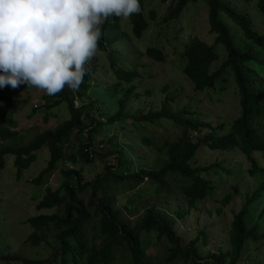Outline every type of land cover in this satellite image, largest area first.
I'll return each instance as SVG.
<instances>
[{"label": "trees", "instance_id": "1", "mask_svg": "<svg viewBox=\"0 0 264 264\" xmlns=\"http://www.w3.org/2000/svg\"><path fill=\"white\" fill-rule=\"evenodd\" d=\"M200 1L208 6L210 34L215 37V41L210 45L194 38L184 45L179 52L185 62L182 71L197 92H220V88L227 89L228 84L233 85L234 93L239 99L240 113L231 124L229 133L219 134V131L224 130L225 124L215 127L196 111L173 112L175 98L171 96L167 97L159 112L150 111L146 115L127 112L131 100L141 96L134 83L144 77L135 67L127 69L128 67L120 66L118 51L114 47L123 39L129 40L130 35L121 31L123 21L116 17L109 18L103 25V37L98 46V51L107 54L110 60L116 84H110L109 89H102L93 82L95 71H89L77 91L73 92L66 87L57 95L44 97V109L47 112L63 103L68 106L70 119L55 129L38 133L25 144V135L17 131L18 123L14 120V100L11 101L7 93L10 86L0 88V173L6 166L7 158L13 157L17 175L22 174L37 160V152L45 147L49 149L50 158L47 167L32 181L37 186L48 185L66 161L72 164H77L78 160L84 164L93 163L97 159L105 161V172L92 181L81 182L78 172L63 170V181L59 188H46V195L37 209L42 211L61 207V212L42 213L27 221L32 228L27 239L30 245L38 247L44 243L53 250L46 263L115 264L118 251L128 255L129 264H242L245 258L251 263L260 259L258 257L252 262L251 252L258 251V245L264 244V232H259L260 221L264 222V210L258 216H253L254 221L249 207L264 192V164L255 156L256 153H261L264 162V132H261L264 120V31L257 32L254 18L225 0H175L169 6L163 22L179 20L190 3ZM140 7L139 14L128 18L132 36L136 39H141L149 28V21L143 13V0H140ZM255 7L260 12L264 25V0L257 2ZM223 16L241 30V42L235 43ZM151 17H155L154 12ZM220 45L227 52V59L220 68L212 71V65L219 59ZM145 55L160 63L166 60L164 50L159 47H148ZM97 93L103 98L111 96L116 100L118 109L114 114L99 113L98 103L101 99L96 96ZM75 101H78V107L74 105ZM10 110L12 112L9 113ZM45 116L47 120L48 115ZM196 116L201 119H195ZM127 119L140 123L137 126V131L140 132L136 136H142L141 148L148 146L151 151L157 152V160L151 163L154 166H142L143 161L145 164L148 158L142 157L136 162V168L125 158L122 145L115 144L116 137L109 134L114 124ZM161 121L178 126V135L175 138L154 139L142 132L143 126ZM96 142H100L102 148L104 144L107 147L117 146L120 151L116 150V153L108 150L103 155L98 154L94 150ZM202 147L223 154L239 149L250 163L249 175L255 177L263 173L258 188L244 193L241 210L233 215L229 225L230 249L224 252L219 248L215 253L209 252L205 259L198 247L200 242H208L205 232L185 245L174 229L175 221L167 219L165 213L156 206L146 208L142 219L130 226L124 220L123 211L116 207L114 197L110 195L111 187L135 191L148 184L158 197L165 198L171 193L184 197L188 209L192 210L198 206V202L213 195L217 185L210 178H219L226 172L228 180H231L234 175V172L226 169L225 161L221 158L206 167L192 166L191 162L196 159ZM76 148L78 151L75 152ZM220 180L221 178L218 179ZM239 195V187L234 186L223 199L215 202L226 208ZM125 197L126 208L131 210L137 200ZM221 211L222 209L216 210L217 213ZM176 214L179 218L186 215L179 210ZM144 234L153 236L152 243L160 242L165 245L167 251L163 261L158 262L155 257L148 255ZM5 259L23 264H43L20 255L4 257ZM258 264L264 263L260 259Z\"/></svg>", "mask_w": 264, "mask_h": 264}, {"label": "rangeland", "instance_id": "2", "mask_svg": "<svg viewBox=\"0 0 264 264\" xmlns=\"http://www.w3.org/2000/svg\"><path fill=\"white\" fill-rule=\"evenodd\" d=\"M174 1L143 0V13L149 21V28L141 39H136L132 36L128 18H121L123 21L121 31L130 35V39H123L120 44L114 47L118 51L120 66L128 67L127 69L135 67L144 77L134 83L137 87V93L141 96L131 100L127 112L134 115H146L150 111L159 112L162 110L167 97L171 96L175 98L172 107L173 112L183 110L196 111L201 113L215 127L225 124L224 130L219 131V134L229 133L231 124L240 113L239 99L234 93L233 85L228 84L227 89L220 88L221 93L217 91H195L193 83L185 77L182 71L185 62L179 56L183 46L194 38H199L210 45L214 43L215 37L210 34L208 22V6L201 1L190 3L179 20L165 23L163 18ZM225 1L254 18L257 32L264 31L263 18L255 7L260 0ZM153 12L155 13L154 18L151 17ZM222 19L229 28L235 43L241 42L243 38L241 30L226 16H223ZM148 47L163 49L166 54L165 62H156L147 57L145 53ZM218 52L219 59L212 65V71L220 68L227 59V52L222 45L218 47ZM94 58H96L95 61L93 60ZM88 67L91 72L95 71L93 73V82L98 87L109 89L110 84H116V78L110 69V60L107 54L97 51ZM7 93L10 95L11 101L14 100V120L18 123L17 131L25 135V144L29 143L36 134L55 129L58 125L70 119L66 103L47 112L44 109V104H46L44 97L48 95L34 87H27V85H21L16 89L10 87ZM96 96L101 99L98 103L99 113L110 112V114H114L117 111V102L113 97L107 96L103 98L99 93ZM8 112L10 113L12 110ZM46 114L48 115L47 120ZM195 119L201 118L196 116ZM138 125L140 123L131 119L119 121L114 124L109 134L116 137L115 144L122 145L125 158L134 164L136 168H138L136 162L142 157H148L145 163L147 166L144 161L142 166H154L155 164L151 163L157 160V152L155 150V152L151 151L148 146L141 148L140 138L142 136H136L137 132H140L137 131ZM142 128L144 134L154 139L163 137L175 138L180 130L178 126L174 127L172 123L164 121L156 124L151 123V125L143 126ZM261 132H264V120ZM95 144L94 150L98 154L103 155L108 150L116 153L120 151L119 147L114 145L107 147L104 144L102 148L100 142ZM74 150L75 152L78 151L77 148ZM239 153V149L226 154L219 151L212 152L205 147L199 150L196 159L191 162L192 166L206 167L221 158L222 161H225L226 169L234 172V175L231 180H228L226 172H223L219 178H210V181L217 185L214 188L213 195L211 194L203 202H198V206L192 208V210L188 209V204L185 202L184 197L177 196L175 193H171L170 196H165V198L158 197L148 184L141 186L135 191L111 187L110 195L114 197L116 207L123 211L124 220L130 226L142 219L146 208L156 206L163 214L165 213L167 219L175 221L174 229L185 245L189 244L201 232H205L208 242L206 244L200 242L198 245L201 255L205 259L209 252L215 253L219 248H222L224 252L230 249L229 225L233 220V215L241 210L245 197L244 193L255 191L262 182L263 173L257 174L255 177L249 175L250 163L244 155ZM255 156L263 165L262 154L256 153ZM49 158V149L45 147L37 152V160L27 170H24L22 174L17 175V169L14 167V158L8 157L6 166L0 173V264H23L4 260V257L16 255L32 261H41L43 264H55L54 262H45L53 253V250L47 244L43 243L38 247H33L28 242L27 239L32 232V228L27 221L42 213L54 214L61 212V207L39 211L37 206L46 195L47 187H51L53 190L59 188L63 181V170L78 172L81 182L92 181L96 176L105 172V161L98 159L93 163L85 164L79 160L77 164L66 161V164L59 168L57 174L52 177L48 185L37 186L33 184L32 181L47 167ZM220 178L221 180L218 181ZM234 186L239 187L240 195L235 196L229 206L223 208L221 203L215 202L218 199H223ZM125 196H130L137 200L131 210L126 208L127 198ZM80 198L83 200L82 196ZM87 199L88 197L85 198L84 202ZM217 209H222V211L217 213ZM249 209L253 212L251 217L255 221L253 216H258L264 210V192H262L260 198L250 205ZM177 210L185 212V217L179 218L176 214ZM260 224L259 232H264V222L260 221ZM143 236H146L144 240H146L145 243L148 247V255L155 257L158 262L163 261L167 251L165 245L160 244V242L157 244L155 242L152 243L153 236L151 235L144 234ZM249 244L256 243L249 242ZM127 256L126 253L118 251V258L115 264H129V257ZM258 257L264 263V244L258 245V251L253 250L251 252L252 262ZM258 261L251 263L245 258V262L242 264H258Z\"/></svg>", "mask_w": 264, "mask_h": 264}, {"label": "clouds", "instance_id": "3", "mask_svg": "<svg viewBox=\"0 0 264 264\" xmlns=\"http://www.w3.org/2000/svg\"><path fill=\"white\" fill-rule=\"evenodd\" d=\"M140 11V0H0V88L77 91L103 25Z\"/></svg>", "mask_w": 264, "mask_h": 264}, {"label": "built area", "instance_id": "4", "mask_svg": "<svg viewBox=\"0 0 264 264\" xmlns=\"http://www.w3.org/2000/svg\"><path fill=\"white\" fill-rule=\"evenodd\" d=\"M74 104L76 105V107H78V106H79V103H78V101H75V102H74Z\"/></svg>", "mask_w": 264, "mask_h": 264}]
</instances>
